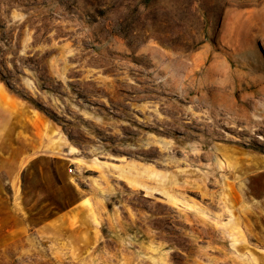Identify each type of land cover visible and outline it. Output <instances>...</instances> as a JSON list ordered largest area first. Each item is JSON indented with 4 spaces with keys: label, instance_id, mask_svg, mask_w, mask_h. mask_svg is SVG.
<instances>
[{
    "label": "rangeland",
    "instance_id": "374dc122",
    "mask_svg": "<svg viewBox=\"0 0 264 264\" xmlns=\"http://www.w3.org/2000/svg\"><path fill=\"white\" fill-rule=\"evenodd\" d=\"M0 264H264V0H0Z\"/></svg>",
    "mask_w": 264,
    "mask_h": 264
},
{
    "label": "flooded vegetation",
    "instance_id": "af4514ba",
    "mask_svg": "<svg viewBox=\"0 0 264 264\" xmlns=\"http://www.w3.org/2000/svg\"><path fill=\"white\" fill-rule=\"evenodd\" d=\"M135 74L138 76L137 72H135ZM135 78L138 80V77H135ZM125 91H126V93L122 92L121 95H122V97L127 98V100L123 104H121V106H118L116 109L107 110V113H110V114L118 116V117H124L125 113H132L131 111L136 110L133 108L132 105L139 104L138 101H139V99H140L139 97L141 95L139 93L138 88L136 87L133 89H126ZM143 95H145V94H143ZM239 141H241V140H239Z\"/></svg>",
    "mask_w": 264,
    "mask_h": 264
},
{
    "label": "crops",
    "instance_id": "0c3cea01",
    "mask_svg": "<svg viewBox=\"0 0 264 264\" xmlns=\"http://www.w3.org/2000/svg\"><path fill=\"white\" fill-rule=\"evenodd\" d=\"M83 201V199L81 201H79L77 204H80Z\"/></svg>",
    "mask_w": 264,
    "mask_h": 264
},
{
    "label": "bare ground",
    "instance_id": "6f19581e",
    "mask_svg": "<svg viewBox=\"0 0 264 264\" xmlns=\"http://www.w3.org/2000/svg\"><path fill=\"white\" fill-rule=\"evenodd\" d=\"M227 232V231H226ZM228 234H230V233H228ZM232 234V233H231ZM234 239V238H233Z\"/></svg>",
    "mask_w": 264,
    "mask_h": 264
}]
</instances>
